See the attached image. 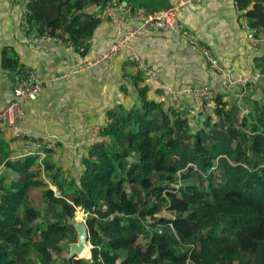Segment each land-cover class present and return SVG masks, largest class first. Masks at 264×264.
Here are the masks:
<instances>
[{
    "label": "trees",
    "instance_id": "trees-1",
    "mask_svg": "<svg viewBox=\"0 0 264 264\" xmlns=\"http://www.w3.org/2000/svg\"><path fill=\"white\" fill-rule=\"evenodd\" d=\"M107 1L124 2L130 16L170 5L26 0L22 23L27 33L57 36L85 53L100 17L83 8ZM235 3L247 26L264 34V0ZM1 67L13 90L29 72L11 48L2 50ZM257 70L243 97L227 100L215 92L214 105L195 121L198 113L148 98V86H139L144 74L136 70L137 103L107 110L78 180L45 158L51 149L43 158L20 156L0 131V264H55L53 253L75 241L78 207L89 212L91 255L58 254L59 264H264V99L254 96V83L264 81V54ZM211 108L216 118L207 115ZM35 192L43 208L30 197Z\"/></svg>",
    "mask_w": 264,
    "mask_h": 264
},
{
    "label": "crops",
    "instance_id": "crops-1",
    "mask_svg": "<svg viewBox=\"0 0 264 264\" xmlns=\"http://www.w3.org/2000/svg\"><path fill=\"white\" fill-rule=\"evenodd\" d=\"M83 10L97 15L99 6L88 4ZM25 11L26 0H0V106L13 96L8 71L1 67L2 50L11 48L22 68L35 71L41 83L37 99L22 104L21 129L56 142V148L47 152L45 158L64 171V176L78 180L83 171V157L90 145L100 139L98 128L105 124L107 110L117 104L129 107L137 103V92L132 85L136 70L144 74L139 86H148V98L164 102V107L170 104L168 89H180L186 84L207 85L226 97L231 91L225 89L224 75L211 67L194 44L173 31L146 28H141L129 41L143 67H137L120 51L67 80L56 79L74 62L99 60L120 35L118 29L108 17L101 16L88 40L87 51L80 53L64 41L32 43L34 32L27 33L22 23ZM52 14L49 11L48 18ZM177 19L198 43L211 51L225 71L251 75L253 81L257 79V56L264 54V34L257 35L247 26L235 0H194L186 10L177 13ZM135 25L133 20L128 22L129 28ZM151 72L156 75L155 83L149 77ZM1 134L11 141L15 153L26 154L8 129Z\"/></svg>",
    "mask_w": 264,
    "mask_h": 264
},
{
    "label": "built area",
    "instance_id": "built-area-1",
    "mask_svg": "<svg viewBox=\"0 0 264 264\" xmlns=\"http://www.w3.org/2000/svg\"><path fill=\"white\" fill-rule=\"evenodd\" d=\"M193 1L194 0H171L170 5L160 12L139 13L133 16H130L128 10L125 9L124 5L120 2L113 4L111 1H107L105 5L99 7V12L96 17L99 18L103 15L108 17L115 23L120 35L110 45L109 49L101 55L99 60L85 63L74 62L67 70L61 71L56 76V79L67 80L91 66L94 67L98 65L101 59H106L109 55L120 51H124L127 59L135 63L137 67H143L144 65L140 57L135 52H132L129 41L139 33L141 28H146L150 31H173L186 39L189 43L198 47L211 67L224 75L226 90L244 87L247 83L252 81L251 75L240 76L231 71H225L219 61L211 54V51L204 45L198 43L193 34L188 29H184L177 19V13L186 10L192 5ZM130 20L136 22L134 27H128V22ZM45 41L62 42L57 36L49 34L36 35L31 39V42L34 44H41ZM67 45L68 47L74 48L71 43ZM149 77L155 83V73L151 72ZM40 88L41 83L33 70L28 72L27 77L23 81H16L12 98L5 105L0 106V131L3 133L8 129L12 138L20 143L26 154H35L43 158L45 156V149L52 150L56 148V142L52 139L37 138L21 129V123L24 119L22 104L25 101L36 100ZM167 95L171 107L185 110L189 115H195L202 108H208L213 104L215 91L207 85L196 86L186 84L180 89H168ZM83 212L84 217L89 213L85 210H83Z\"/></svg>",
    "mask_w": 264,
    "mask_h": 264
},
{
    "label": "rangeland",
    "instance_id": "rangeland-1",
    "mask_svg": "<svg viewBox=\"0 0 264 264\" xmlns=\"http://www.w3.org/2000/svg\"><path fill=\"white\" fill-rule=\"evenodd\" d=\"M262 55V54H261ZM255 82V81H254ZM256 83H257V89L255 90V92H254V96L256 97V98H262V99H264V93H263V91H264V81L263 82H261V81H258L257 82V80H256ZM244 93V91L243 90H240V89H238V88H234L233 89V91H228V99L229 100H231L233 97H243V94ZM237 99H239V98H237ZM236 104V103H235ZM242 112H243V110L242 109H240ZM214 111V108H211L210 109V111H208V112H206V113H208L207 115H209V117L210 118H216V117H212V115H214L213 113H215V112H213ZM200 117V113H198V117H195V118H193L192 119V121H195L196 119H198ZM202 119H199L198 121L200 122L201 120H203V119H205L206 117L205 116H203V117H201ZM241 117H239L238 119H240ZM217 163H218V161H216ZM123 166H125V163H123ZM215 170L217 171V172H219V173H221V170H219V168H217V167H215ZM219 175V174H218ZM31 198H32V200H34L35 201V204L37 205V206H39V208H43L44 207V204H43V202H42V197H41V193H37V192H35V193H32L31 194V196H30ZM79 208V207H78ZM78 208L76 209V211H75V216H74V218L76 217V216H78V217H82L83 219H85V217L83 216V213L80 211V210H78ZM167 211H165L164 210V212L163 213H166ZM76 239H77V233H76V231H75V241H76ZM75 241H71V242H75ZM71 242H69V243H71ZM69 243L64 247V249L62 250V251H60V252H58V254L60 255L59 257H61V256H66L67 255V253H68V250H69ZM88 251L90 252L89 254L91 255V248H89L88 249V247H87V249H86V251H85V253L81 256V257H84L85 259H88L89 257H90V255H87V253H88ZM54 254V256H55V264H59V262L60 261H58L59 260V257L57 256L58 254H55V253H53Z\"/></svg>",
    "mask_w": 264,
    "mask_h": 264
},
{
    "label": "water",
    "instance_id": "water-1",
    "mask_svg": "<svg viewBox=\"0 0 264 264\" xmlns=\"http://www.w3.org/2000/svg\"><path fill=\"white\" fill-rule=\"evenodd\" d=\"M72 223L77 233V239L75 242L69 243V250L65 257L84 258L81 257L82 252L85 250V248L88 247L89 249L92 247L89 241V234L85 225V219L76 216L73 218Z\"/></svg>",
    "mask_w": 264,
    "mask_h": 264
},
{
    "label": "bare ground",
    "instance_id": "bare-ground-1",
    "mask_svg": "<svg viewBox=\"0 0 264 264\" xmlns=\"http://www.w3.org/2000/svg\"><path fill=\"white\" fill-rule=\"evenodd\" d=\"M86 249H87V248H85V250L82 252L81 256L85 253Z\"/></svg>",
    "mask_w": 264,
    "mask_h": 264
}]
</instances>
